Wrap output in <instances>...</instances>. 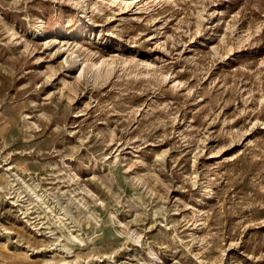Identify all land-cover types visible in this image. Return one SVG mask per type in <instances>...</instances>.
Listing matches in <instances>:
<instances>
[{
  "label": "rangeland",
  "instance_id": "rangeland-1",
  "mask_svg": "<svg viewBox=\"0 0 264 264\" xmlns=\"http://www.w3.org/2000/svg\"><path fill=\"white\" fill-rule=\"evenodd\" d=\"M0 264H264V0H0Z\"/></svg>",
  "mask_w": 264,
  "mask_h": 264
},
{
  "label": "bare ground",
  "instance_id": "bare-ground-1",
  "mask_svg": "<svg viewBox=\"0 0 264 264\" xmlns=\"http://www.w3.org/2000/svg\"><path fill=\"white\" fill-rule=\"evenodd\" d=\"M76 237V236H75Z\"/></svg>",
  "mask_w": 264,
  "mask_h": 264
}]
</instances>
